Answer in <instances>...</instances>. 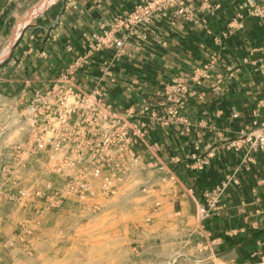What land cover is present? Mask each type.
<instances>
[{
    "label": "crops",
    "instance_id": "obj_1",
    "mask_svg": "<svg viewBox=\"0 0 264 264\" xmlns=\"http://www.w3.org/2000/svg\"><path fill=\"white\" fill-rule=\"evenodd\" d=\"M44 1H0V58L19 19ZM138 1L49 0L28 17L0 62V173L10 155L23 164L30 99H49L55 115L63 97L68 119L80 112L88 137L93 124L77 98L102 93L119 123L111 130L98 113L95 131L112 133L107 160L127 164L113 207L143 185L137 202L155 215L173 213L177 228L193 222L215 251L264 254V149L250 145L264 136V0H190L188 17L154 21L119 54L92 40ZM176 84L184 86L180 120L168 115ZM225 180L209 216L197 221L204 194Z\"/></svg>",
    "mask_w": 264,
    "mask_h": 264
},
{
    "label": "rangeland",
    "instance_id": "obj_2",
    "mask_svg": "<svg viewBox=\"0 0 264 264\" xmlns=\"http://www.w3.org/2000/svg\"><path fill=\"white\" fill-rule=\"evenodd\" d=\"M48 1L30 6L15 26L17 36ZM60 98L54 106L63 109ZM50 104L29 100L27 110L36 111L26 110L23 164L10 155L0 173V264H264L261 253L215 251L214 244L201 242L193 222L177 228L169 211L155 215L136 201L143 185L131 202L113 207L112 182L119 177L122 183L127 164L107 160L112 143L105 147L103 134L86 137L80 112L70 125L62 110L48 113Z\"/></svg>",
    "mask_w": 264,
    "mask_h": 264
},
{
    "label": "built area",
    "instance_id": "obj_3",
    "mask_svg": "<svg viewBox=\"0 0 264 264\" xmlns=\"http://www.w3.org/2000/svg\"><path fill=\"white\" fill-rule=\"evenodd\" d=\"M3 4H10L12 0H0ZM190 0H139L131 9L123 12L118 17H116L113 26L111 29L103 32L102 35H92V40L96 42V44L105 43L106 45L115 48L116 53L119 54L124 40L130 36H139L143 39L146 38V32L149 30L151 24L160 19H165L167 16H180L185 14V17H188L192 12V8L187 6V2ZM248 4H252V0H246ZM2 58H0V62ZM170 98L169 100L173 102V105L168 108V115L172 120L179 119L180 116L179 111L183 104V92L184 86L176 84L170 89ZM81 95V94H80ZM37 100H40L39 96L36 97ZM61 98H58L57 102ZM81 102V103H79ZM77 104H81L83 106L84 112L89 113V122L93 124L90 128L92 132L97 130L98 122L103 123L102 120H96L98 113H100L101 117L109 118L107 123L109 125V129L112 130L116 124L119 123L118 119L114 114L110 111V104H107L103 99L102 93L96 94H82L77 98ZM64 106L63 109L57 108L55 115H60L63 113L68 116L72 113V110H66ZM30 112L36 111L35 108L30 107ZM69 117V116H68ZM87 118V115H85ZM182 119V118H181ZM68 120V118H67ZM185 122V120H183ZM90 131V132H91ZM107 134H103L102 144L107 147L110 144L112 137ZM253 149L262 150L264 149V136H259L257 140L252 141L250 143ZM211 156L209 153L208 156L198 158V166L204 165L207 163V159ZM99 173L96 170V174ZM119 181V177L117 180H114L112 183L113 188L115 183L117 184ZM228 181L225 180L217 185L210 192H206L204 194L205 202L200 204L197 208V219L198 221H202L209 216L210 209L215 206V199L218 198L222 192L225 190Z\"/></svg>",
    "mask_w": 264,
    "mask_h": 264
},
{
    "label": "water",
    "instance_id": "obj_4",
    "mask_svg": "<svg viewBox=\"0 0 264 264\" xmlns=\"http://www.w3.org/2000/svg\"><path fill=\"white\" fill-rule=\"evenodd\" d=\"M20 35H21V32L19 33V35L17 36V38L12 42V44L10 45V47H9V51H8V55L6 56V58L11 54V51H12V49H13V47H14V45H15V43H16V41L18 40V38L20 37ZM4 59V58H3ZM2 59V60H3Z\"/></svg>",
    "mask_w": 264,
    "mask_h": 264
},
{
    "label": "bare ground",
    "instance_id": "obj_5",
    "mask_svg": "<svg viewBox=\"0 0 264 264\" xmlns=\"http://www.w3.org/2000/svg\"><path fill=\"white\" fill-rule=\"evenodd\" d=\"M33 13V12H32ZM18 29L19 28H17V29H15V34L13 35V38L12 39H14L16 36H17V34H18ZM12 43H10V45H11ZM10 45H9V47H10Z\"/></svg>",
    "mask_w": 264,
    "mask_h": 264
}]
</instances>
